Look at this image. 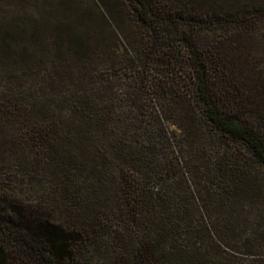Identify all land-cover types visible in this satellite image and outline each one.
Here are the masks:
<instances>
[{"label":"trees","instance_id":"trees-1","mask_svg":"<svg viewBox=\"0 0 264 264\" xmlns=\"http://www.w3.org/2000/svg\"><path fill=\"white\" fill-rule=\"evenodd\" d=\"M0 264H264V0H0Z\"/></svg>","mask_w":264,"mask_h":264}]
</instances>
